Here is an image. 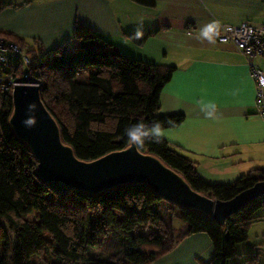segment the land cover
Returning a JSON list of instances; mask_svg holds the SVG:
<instances>
[{"label":"trees","instance_id":"obj_1","mask_svg":"<svg viewBox=\"0 0 264 264\" xmlns=\"http://www.w3.org/2000/svg\"><path fill=\"white\" fill-rule=\"evenodd\" d=\"M132 1L156 4L155 0ZM14 5L11 0H0V12ZM142 31L139 39L135 32L125 36L143 46L157 29ZM0 35L21 48L28 47L25 39L14 34L0 31ZM73 39L77 42L73 51L57 47L42 61L28 47L34 62L27 72L41 82V101L77 158L91 161L126 148L130 142L125 129L137 122L159 121L164 129L181 124L183 114L159 113L160 93L176 67L124 55L98 32L79 23L74 25ZM11 112V91H0V264H151L198 233L208 236L214 251L204 264L259 263L262 245L253 244L245 253H239L236 245L248 240L250 226L264 216L258 213L264 208V194L222 224L165 201L142 183L95 194L77 190L63 194L38 176L32 152L9 124ZM137 149L159 158L193 190L220 201L264 180L262 167L231 182H208L199 175L193 159L165 139L146 141ZM175 218L184 227L175 228ZM33 255L35 263L30 261Z\"/></svg>","mask_w":264,"mask_h":264},{"label":"crops","instance_id":"obj_2","mask_svg":"<svg viewBox=\"0 0 264 264\" xmlns=\"http://www.w3.org/2000/svg\"><path fill=\"white\" fill-rule=\"evenodd\" d=\"M155 2L146 6L132 0L15 1L0 12V31L25 39L28 46L36 40L43 53H50L67 42L77 47L73 28L79 23L124 55L176 67L160 93L159 113L183 114L184 119L179 126L164 129L165 140L183 149L199 175L211 183L231 182L264 167V120L254 105L255 84L247 57L229 41L217 37L215 44H209L198 38L200 29L213 21L220 26L264 23V0ZM138 27L157 31L143 46H132L125 34ZM122 42L129 47L121 50ZM252 61L264 72V51ZM205 105L213 107L202 110ZM206 111L213 115L206 116ZM258 222L264 223V216ZM252 233L257 240L239 253L251 250L253 244L264 248V229ZM213 254L208 236L198 233L151 264H204ZM261 257L258 264H264Z\"/></svg>","mask_w":264,"mask_h":264},{"label":"water","instance_id":"obj_3","mask_svg":"<svg viewBox=\"0 0 264 264\" xmlns=\"http://www.w3.org/2000/svg\"><path fill=\"white\" fill-rule=\"evenodd\" d=\"M11 98L12 131L32 152L40 179L57 192L67 194L77 190L95 194L123 184L142 183L165 201L209 215L220 224L264 194V180H261L227 201L210 198L193 190L159 158L140 152L131 143L97 159L81 160L62 141L55 119L41 101L39 85L18 82L12 87Z\"/></svg>","mask_w":264,"mask_h":264},{"label":"built area","instance_id":"obj_4","mask_svg":"<svg viewBox=\"0 0 264 264\" xmlns=\"http://www.w3.org/2000/svg\"><path fill=\"white\" fill-rule=\"evenodd\" d=\"M218 40L229 41L246 57L255 84L254 105L264 120V72L253 64V57L264 51V23L245 21L237 26L223 25ZM28 48H21L15 42L0 35V91H11L18 82L31 81L40 86L38 78L27 72L34 60L27 54ZM18 70L21 72L18 73Z\"/></svg>","mask_w":264,"mask_h":264},{"label":"clouds","instance_id":"obj_5","mask_svg":"<svg viewBox=\"0 0 264 264\" xmlns=\"http://www.w3.org/2000/svg\"><path fill=\"white\" fill-rule=\"evenodd\" d=\"M220 29L221 26L218 22H210L200 29L198 38L203 41H207L209 44H215L216 38L220 35ZM134 36L137 39L142 38V27H138L136 29ZM209 107L213 106L205 105L203 106L202 110ZM205 114L208 117H211L213 115V113L210 111H206ZM28 123L31 124L32 121H28ZM125 134L129 142L136 147H142L146 141L160 143L167 136L164 127L159 121L154 122L151 125H146L142 121L137 122L131 125L129 128L125 129Z\"/></svg>","mask_w":264,"mask_h":264},{"label":"rangeland","instance_id":"obj_6","mask_svg":"<svg viewBox=\"0 0 264 264\" xmlns=\"http://www.w3.org/2000/svg\"><path fill=\"white\" fill-rule=\"evenodd\" d=\"M12 1H16V2H21L22 0H12ZM32 1H39V0H32ZM129 39V38H128ZM29 43V42H28ZM32 45H30L29 44V46L28 47H31V49H33V53L32 54H34L37 58H38V60L39 61H42V60H44V59H46L47 57H48V54L49 53H40L37 49H38V44H36V43H31ZM128 44H130V45H132V42L129 40L128 41ZM121 46H122V49L121 50H123L124 48H127V47H129V46H127V44H125V42H122L121 44H120ZM133 46V45H132ZM25 48H28L27 46H24ZM60 49H61V51L62 52H70V51H73V49H74V44L72 43V42H67V44L64 46V47H59ZM115 48H117V47H115ZM32 56V55H31ZM262 212H264V208H261L259 211H258V213L260 214V213H262ZM258 222V221H257ZM173 224H174V227L175 228H182V227H184V224L179 220V219H177V218H175L174 220H173ZM264 223L263 222H261V223H253L251 226H250V229H249V233H250V239H249V241H246V242H242V243H238L237 245H236V249L238 250V251H240V250H243L244 249V251L246 250V249H248L247 248V246H248V242H252V241H256L257 240V237H255V235L252 233L253 231H254V229H256V231H262V229H264V225H263ZM257 233V232H256ZM263 239V237L262 236H260V240H262ZM110 252V246L108 245L107 246V251H106V253H109ZM160 258V257H159ZM239 259H241V258H236L235 260H239ZM264 260V257L262 256L261 257V261H263ZM30 261L32 262V263H35L36 261H37V256L36 255H33L32 257H31V259H30ZM229 264V263H228Z\"/></svg>","mask_w":264,"mask_h":264}]
</instances>
